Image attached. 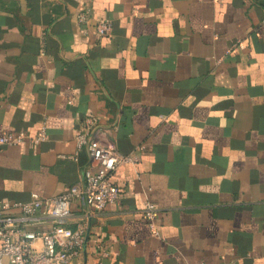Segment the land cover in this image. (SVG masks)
<instances>
[{
	"label": "crops",
	"instance_id": "obj_1",
	"mask_svg": "<svg viewBox=\"0 0 264 264\" xmlns=\"http://www.w3.org/2000/svg\"><path fill=\"white\" fill-rule=\"evenodd\" d=\"M89 115L131 160L73 264H264V0H0V201L81 184Z\"/></svg>",
	"mask_w": 264,
	"mask_h": 264
},
{
	"label": "built area",
	"instance_id": "obj_2",
	"mask_svg": "<svg viewBox=\"0 0 264 264\" xmlns=\"http://www.w3.org/2000/svg\"><path fill=\"white\" fill-rule=\"evenodd\" d=\"M76 20L84 24L89 16L81 12ZM112 25L110 19H103L95 28L103 36L112 30ZM99 125L96 116H86L75 138L77 148L86 149L90 158L81 184L50 198L33 193L28 201H0V264H73L80 255L87 236L81 224L70 225L74 216L72 204L101 211L117 202L123 189L115 181V174L120 164L131 160L102 143ZM46 130L43 125L35 137L28 138L39 144L46 138ZM25 138L24 133L10 132L0 136V144H16ZM157 213L158 207L147 202L143 214L156 235Z\"/></svg>",
	"mask_w": 264,
	"mask_h": 264
}]
</instances>
